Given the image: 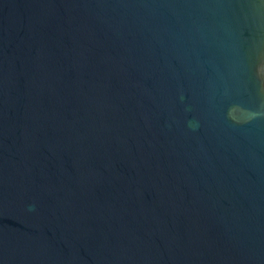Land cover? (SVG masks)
I'll use <instances>...</instances> for the list:
<instances>
[{
	"label": "water",
	"instance_id": "95a60500",
	"mask_svg": "<svg viewBox=\"0 0 264 264\" xmlns=\"http://www.w3.org/2000/svg\"><path fill=\"white\" fill-rule=\"evenodd\" d=\"M0 264H264V0H0Z\"/></svg>",
	"mask_w": 264,
	"mask_h": 264
}]
</instances>
